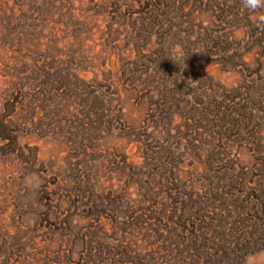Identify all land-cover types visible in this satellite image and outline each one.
Returning a JSON list of instances; mask_svg holds the SVG:
<instances>
[{"label":"rangeland","instance_id":"1","mask_svg":"<svg viewBox=\"0 0 264 264\" xmlns=\"http://www.w3.org/2000/svg\"><path fill=\"white\" fill-rule=\"evenodd\" d=\"M0 264H264V7L0 0Z\"/></svg>","mask_w":264,"mask_h":264},{"label":"clouds","instance_id":"2","mask_svg":"<svg viewBox=\"0 0 264 264\" xmlns=\"http://www.w3.org/2000/svg\"><path fill=\"white\" fill-rule=\"evenodd\" d=\"M244 6L250 11L264 7V0H243Z\"/></svg>","mask_w":264,"mask_h":264}]
</instances>
